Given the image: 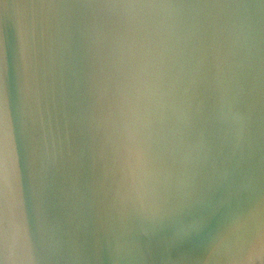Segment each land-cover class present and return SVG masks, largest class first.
Wrapping results in <instances>:
<instances>
[{"label":"water","instance_id":"obj_1","mask_svg":"<svg viewBox=\"0 0 264 264\" xmlns=\"http://www.w3.org/2000/svg\"><path fill=\"white\" fill-rule=\"evenodd\" d=\"M171 2L125 8L0 0V34L20 28L15 56L9 53L5 204L22 249H0V264H189L169 255L163 241L142 247L157 225L149 211L121 218L106 199L82 93L98 40L115 30L135 42L147 65L146 98L176 161L173 179L186 166L204 186L249 177L257 192L264 185V3ZM242 248L222 264H264L259 230Z\"/></svg>","mask_w":264,"mask_h":264},{"label":"snow or ice","instance_id":"obj_2","mask_svg":"<svg viewBox=\"0 0 264 264\" xmlns=\"http://www.w3.org/2000/svg\"><path fill=\"white\" fill-rule=\"evenodd\" d=\"M264 3V0H262ZM98 7H173L167 0H88ZM20 28L0 34V249L22 251L19 234L10 224L8 199L9 138L7 98L9 53L16 52ZM151 88L147 65L136 51L135 42L115 30L99 39L82 93L92 142L104 161L106 199L121 218L137 209L157 219L156 229L145 232L142 247L151 251L163 241L169 255L223 257L256 234H264V185L257 192L255 181L227 180L206 186L183 167L173 179L176 161L164 146L163 126L157 131L151 119L147 92ZM95 171V162L91 164ZM258 225V227H257ZM198 242V243H197Z\"/></svg>","mask_w":264,"mask_h":264}]
</instances>
